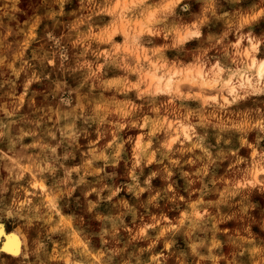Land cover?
<instances>
[{"label":"clouds","instance_id":"9594fccd","mask_svg":"<svg viewBox=\"0 0 264 264\" xmlns=\"http://www.w3.org/2000/svg\"><path fill=\"white\" fill-rule=\"evenodd\" d=\"M0 264H264V0H0Z\"/></svg>","mask_w":264,"mask_h":264},{"label":"bare ground","instance_id":"6f19581e","mask_svg":"<svg viewBox=\"0 0 264 264\" xmlns=\"http://www.w3.org/2000/svg\"><path fill=\"white\" fill-rule=\"evenodd\" d=\"M4 238L3 245L0 246V251L15 254L19 253L21 250V239L15 232H5V230L0 227V239Z\"/></svg>","mask_w":264,"mask_h":264},{"label":"rangeland","instance_id":"374dc122","mask_svg":"<svg viewBox=\"0 0 264 264\" xmlns=\"http://www.w3.org/2000/svg\"><path fill=\"white\" fill-rule=\"evenodd\" d=\"M0 227H2L5 232H15L18 236L19 235V227L17 224H15L13 221L11 220H0ZM21 239V237H20ZM4 238L2 237L0 239V246L3 245V241ZM21 247H22V239H21ZM0 255H3V256H10L11 254L10 253H6V252H3V251H0Z\"/></svg>","mask_w":264,"mask_h":264}]
</instances>
